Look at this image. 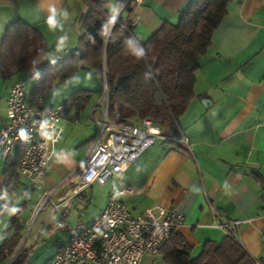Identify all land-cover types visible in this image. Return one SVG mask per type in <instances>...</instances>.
I'll list each match as a JSON object with an SVG mask.
<instances>
[{"label": "crops", "instance_id": "0c3cea01", "mask_svg": "<svg viewBox=\"0 0 264 264\" xmlns=\"http://www.w3.org/2000/svg\"><path fill=\"white\" fill-rule=\"evenodd\" d=\"M82 1L85 7L74 0L0 4V54L8 28L18 21L40 29L47 40L48 35L56 34L59 42L66 41L62 33L71 28L77 37L82 32L80 19L87 12ZM21 2L25 4L23 10L15 14L13 6ZM192 2L134 0V34L146 41L165 23L178 19ZM67 44L65 51L74 52L79 47L74 37ZM48 61L47 54L14 78L3 77L0 71V130L7 120L9 95L15 83L25 81V74L36 78ZM25 97L27 100L26 88ZM91 111L89 116L95 120ZM83 113L75 117L71 111L63 118V134L52 163L66 142L67 125L79 124ZM177 129L185 136L186 144L179 143L180 136L174 142L158 139L126 173L115 176L104 188L93 185L80 195L83 200L91 189L99 203L84 225L103 213L114 190L131 188V193L119 195L118 200L129 207L133 216L143 214L154 203L175 209L185 216L177 232L195 251H201L209 241L221 242L228 235L220 227L224 221L234 224L233 234L248 255L264 261V0H236L229 5L228 15L214 33L212 48L200 59L195 98L177 122ZM97 135L94 131L89 138L96 141ZM83 138L75 139L69 150L79 163L77 173L94 146L89 154H82ZM6 163L0 149V193L5 186ZM65 195L66 190L57 200ZM75 204L73 200L71 209ZM141 264L166 262L159 254L146 256Z\"/></svg>", "mask_w": 264, "mask_h": 264}, {"label": "trees", "instance_id": "16d2710c", "mask_svg": "<svg viewBox=\"0 0 264 264\" xmlns=\"http://www.w3.org/2000/svg\"><path fill=\"white\" fill-rule=\"evenodd\" d=\"M18 1L0 0V4ZM84 1L88 10L80 19L79 47L43 65L36 76L32 102L44 98L45 93L68 82L76 73L92 71L103 84L106 78L110 121L135 125L151 120L165 134L174 131V138L179 137L177 122L195 98L200 58L212 48L214 33L228 15L229 5L236 0H193L178 24L165 23L146 41L138 40L134 34V0L126 5L127 0ZM48 52L46 38L38 28L15 22L3 40L1 74L14 78ZM91 102L92 91L79 90L64 106L78 117ZM24 153L21 146L14 158H7L6 181L0 193V223L9 214L11 218L7 238L0 242V264L13 258L24 239L27 222L23 214L30 205L26 199V192L30 191L26 189L25 201H15L20 194ZM192 251L194 247L176 231L160 254L166 264H264L248 255L232 230L221 242H207L199 257L193 258ZM28 258L29 250L24 245L10 264H26Z\"/></svg>", "mask_w": 264, "mask_h": 264}, {"label": "built area", "instance_id": "2783aa9c", "mask_svg": "<svg viewBox=\"0 0 264 264\" xmlns=\"http://www.w3.org/2000/svg\"><path fill=\"white\" fill-rule=\"evenodd\" d=\"M26 82L20 80L10 91L7 120L0 130V149L5 158H14L19 148L25 153L20 174L29 191L45 189L46 170L56 157L63 134L61 122L67 114L64 105L55 106L39 97L28 102ZM104 98L103 121L100 134L92 151L79 172L65 185L66 195L54 200L60 191L44 190L47 199L42 209L51 202L55 212L63 219L72 207L73 200L92 185L104 188L115 176L128 171L130 166L158 139L174 142V138L145 120L135 125L116 124L108 119V91ZM98 110L94 108L92 114ZM179 143L186 144L181 133ZM131 188L114 190L101 215L82 229L59 222L67 229L71 240L58 252L50 264H141L146 256H156L185 223V216L173 208L154 203L143 214L133 216L129 207L118 200ZM234 224L222 222L220 227L231 232Z\"/></svg>", "mask_w": 264, "mask_h": 264}, {"label": "rangeland", "instance_id": "374dc122", "mask_svg": "<svg viewBox=\"0 0 264 264\" xmlns=\"http://www.w3.org/2000/svg\"><path fill=\"white\" fill-rule=\"evenodd\" d=\"M74 1L79 2L85 7L82 0ZM24 5V2L14 5L13 8L16 7L15 10H13L16 12L15 14L21 12ZM86 9L88 10L87 7ZM180 18L181 16L173 23L177 24L180 21ZM25 23L28 22L25 21ZM73 32L76 33L75 30L71 28L62 33V37L66 40L63 42L58 41V36L56 34L52 35L53 37L48 35V40L46 39V41L49 48V61H53L61 56L67 55V52H73V50L65 51L68 45L67 41H71L72 37L79 42L80 35L77 33L76 37ZM67 38L69 39L67 40ZM22 77L26 82V95L28 97L27 100L29 101L34 93L36 78L30 77L28 74H25ZM79 90L92 91V102L85 113H83L79 124L67 125V135L65 137L66 142L64 141L61 146L56 160L49 167L47 177L44 179V190H47V192L53 193L57 189L61 188L59 193L54 197L55 201L61 194H63V191L65 190V183L71 179L73 175L77 174L76 170L79 163L77 160H73L75 157L69 155L72 142L75 139L77 140L84 137L83 139L86 140L81 144L82 147L80 151L82 154H89V149H91V147L95 144V141L92 140V138H89V136L94 131L98 132V135L100 134L102 128L101 122L104 118L102 117L101 111L103 112V109L106 106V99L104 98L105 85L92 71H80L76 73L68 82L43 95L46 101L58 106L63 105L73 93ZM99 106L100 108L102 107V109L101 111L98 109V112L94 113L95 120H92L89 116V112L90 110L93 111L96 107L99 108ZM173 132L174 131L168 132L172 138H174V135H171ZM26 185H28V182L22 177L19 189L20 194L15 198L16 203L25 201L24 193L26 191ZM44 190L26 192V199L30 200V205L27 211L23 214V218L26 219L27 223L24 225L25 234L22 243H24L26 249L29 250V258L27 259L26 264H50L60 251V247L62 245H66L71 240L70 232L67 229L61 228L58 223L62 222L63 224H69L73 228L82 229L83 226H85L84 224L91 217L92 213L99 208L97 197L93 195L94 192L91 193L92 190L90 189V192L85 194L83 200L80 199L82 196H78V198L74 199V201L76 200L74 209L72 208L69 210L67 212V218L63 219L55 212L51 202H48L42 209V206L47 200L44 196ZM10 218L11 215L9 214L5 216L0 223V242L7 238L6 236ZM225 233L228 232L226 231ZM202 250L192 251V257H199L203 252Z\"/></svg>", "mask_w": 264, "mask_h": 264}, {"label": "water", "instance_id": "95a60500", "mask_svg": "<svg viewBox=\"0 0 264 264\" xmlns=\"http://www.w3.org/2000/svg\"><path fill=\"white\" fill-rule=\"evenodd\" d=\"M130 0H127L126 1V3H125V5L129 2ZM124 5V6H125ZM124 8V7H123ZM121 12V11H120ZM119 12V13H120ZM118 16V15H117ZM104 85H105V91H108V89H107V81H106V78L104 79ZM24 247V243H21V245H20V247H19V249H18V251H17V253L13 256V258L7 263V264H10L13 260H14V258L17 256V254L21 251V249Z\"/></svg>", "mask_w": 264, "mask_h": 264}, {"label": "clouds", "instance_id": "9594fccd", "mask_svg": "<svg viewBox=\"0 0 264 264\" xmlns=\"http://www.w3.org/2000/svg\"><path fill=\"white\" fill-rule=\"evenodd\" d=\"M49 23H50V24H52V23H54V21H52V20H49ZM140 54H143V49H141V50H140ZM11 211H13V212H14V211H15V209H12Z\"/></svg>", "mask_w": 264, "mask_h": 264}]
</instances>
